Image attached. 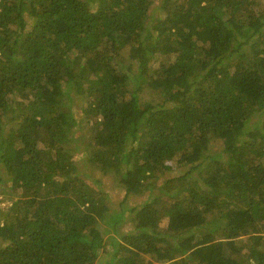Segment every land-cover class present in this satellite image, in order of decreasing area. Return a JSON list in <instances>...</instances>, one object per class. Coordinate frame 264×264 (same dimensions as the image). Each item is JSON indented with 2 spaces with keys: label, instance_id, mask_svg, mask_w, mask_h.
Masks as SVG:
<instances>
[{
  "label": "trees",
  "instance_id": "obj_1",
  "mask_svg": "<svg viewBox=\"0 0 264 264\" xmlns=\"http://www.w3.org/2000/svg\"><path fill=\"white\" fill-rule=\"evenodd\" d=\"M3 194L0 264H264V0H0Z\"/></svg>",
  "mask_w": 264,
  "mask_h": 264
},
{
  "label": "rangeland",
  "instance_id": "obj_2",
  "mask_svg": "<svg viewBox=\"0 0 264 264\" xmlns=\"http://www.w3.org/2000/svg\"><path fill=\"white\" fill-rule=\"evenodd\" d=\"M156 7L155 9V14H156V10L159 9V5L156 4L153 6V8ZM129 61V60H127ZM154 61V60H153ZM143 96L146 99H153V98H158V95L156 93H152L149 89H145ZM8 120H10V118H7ZM90 133H91V129H90ZM218 148V147H216ZM102 182L104 183V189L107 191V194L109 195L110 201L115 205L118 206L120 201L124 198V191L122 190V188L117 184V181L114 179V176L111 174H108L107 176H105V178L101 179V184ZM117 187V188H116ZM0 207L1 208H6L11 204V199L8 197L7 194H3L1 195L0 198ZM130 204V202H129ZM131 204L133 205V202H131ZM129 214V213H128Z\"/></svg>",
  "mask_w": 264,
  "mask_h": 264
}]
</instances>
